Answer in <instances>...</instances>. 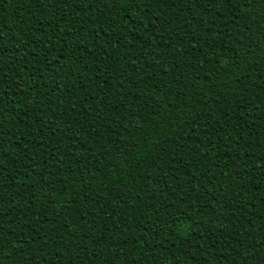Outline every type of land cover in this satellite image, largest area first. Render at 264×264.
<instances>
[{
	"label": "trees",
	"instance_id": "1",
	"mask_svg": "<svg viewBox=\"0 0 264 264\" xmlns=\"http://www.w3.org/2000/svg\"><path fill=\"white\" fill-rule=\"evenodd\" d=\"M254 7L58 0L53 15L0 0V243L11 261L264 264Z\"/></svg>",
	"mask_w": 264,
	"mask_h": 264
},
{
	"label": "snow or ice",
	"instance_id": "2",
	"mask_svg": "<svg viewBox=\"0 0 264 264\" xmlns=\"http://www.w3.org/2000/svg\"><path fill=\"white\" fill-rule=\"evenodd\" d=\"M23 4L25 7H27L29 4H33V5H38L39 8H51L52 9V14L55 15V5L58 2V0H22ZM64 3H68L70 2V0H63ZM81 3H83V0H80ZM121 2V0H111V6L112 7H116L119 3ZM126 3H135L136 0H125ZM145 0H140V3H144ZM152 2L155 3H163L164 0H152ZM223 3L225 5H227L228 7H236L237 8V13H239V9L240 8H244V9H252L253 11H255V7L254 6H258L260 7L262 10H264V0H223ZM106 7L108 6L107 4L105 5ZM39 8L37 10H39ZM235 19L237 21H242L244 19H247L246 16H242V15H236ZM246 27V26H245ZM145 30H147V25H145ZM158 32L162 33L163 32V27H161L160 29L157 30ZM251 46V45H249ZM3 53L0 52V56H2ZM7 86V82L3 79H0V102H2L3 96L6 95V93L4 92V88ZM2 109H0V113H2ZM199 147V145H198ZM170 151V149H169ZM83 199H90V197H88L87 195H84L82 197ZM91 198H94L91 197ZM3 203L2 198H0V204ZM209 202V209L208 211L211 213V215H209V223H219V221L222 219V215L217 213L215 208H212L210 206ZM79 218V217H78ZM3 217L2 215H0V232L3 231V223H2ZM35 230V229H34ZM38 234V233H37ZM5 259H9V257H7L4 252H3V243H0V261H3ZM10 264H16L15 261H11L10 260ZM21 264H23V262H21ZM246 264V262H245Z\"/></svg>",
	"mask_w": 264,
	"mask_h": 264
}]
</instances>
